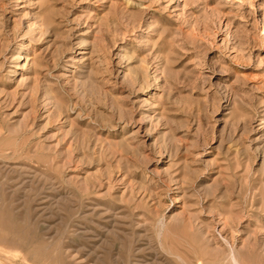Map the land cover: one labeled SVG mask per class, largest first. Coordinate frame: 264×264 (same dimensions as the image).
<instances>
[{
    "label": "rangeland",
    "instance_id": "rangeland-1",
    "mask_svg": "<svg viewBox=\"0 0 264 264\" xmlns=\"http://www.w3.org/2000/svg\"><path fill=\"white\" fill-rule=\"evenodd\" d=\"M0 249L264 264V0H0Z\"/></svg>",
    "mask_w": 264,
    "mask_h": 264
},
{
    "label": "bare ground",
    "instance_id": "bare-ground-1",
    "mask_svg": "<svg viewBox=\"0 0 264 264\" xmlns=\"http://www.w3.org/2000/svg\"><path fill=\"white\" fill-rule=\"evenodd\" d=\"M0 251H2L3 254L5 253V251L3 252V250H1V249H0ZM2 253H0V254H2ZM87 254H88V253H87ZM128 255H129V254H128ZM158 255H159V254H158ZM155 257H156V256H155ZM152 259H153V258H152ZM140 260H141V259H140ZM141 261H142V260H141ZM143 261H144V260H143ZM153 261H155V260H153ZM147 262H148V261H146L145 263H147ZM145 263H144V264H145ZM138 264H139V263H138Z\"/></svg>",
    "mask_w": 264,
    "mask_h": 264
}]
</instances>
